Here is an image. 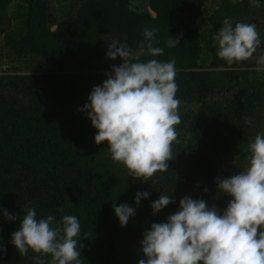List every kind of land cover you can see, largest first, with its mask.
I'll list each match as a JSON object with an SVG mask.
<instances>
[{
  "label": "trees",
  "instance_id": "1",
  "mask_svg": "<svg viewBox=\"0 0 264 264\" xmlns=\"http://www.w3.org/2000/svg\"><path fill=\"white\" fill-rule=\"evenodd\" d=\"M130 2L0 0V248L6 249L0 264H33L38 255L29 250L20 256L11 242L26 207L37 219L53 215V226L64 215L78 218L82 264H138L153 223L166 222L185 196L222 212L231 198L217 190L216 178L248 166L247 146L264 133V70H256L255 59L228 65L217 56L213 36L225 19L233 27L254 23L262 41L254 56L264 54V0L219 1L208 17L205 65L199 63L197 19L206 0H148L140 12ZM146 28L156 29L154 46L163 55L139 49ZM112 40L142 62H176L179 143L168 171L147 182L114 162L107 142L95 143L97 130L81 111L92 89L123 63L107 58ZM144 191L149 197L136 205L135 194ZM161 194L174 202L153 215L151 204ZM114 204L135 209L124 227ZM3 210L17 219L7 220ZM42 259L49 264L51 256Z\"/></svg>",
  "mask_w": 264,
  "mask_h": 264
},
{
  "label": "clouds",
  "instance_id": "2",
  "mask_svg": "<svg viewBox=\"0 0 264 264\" xmlns=\"http://www.w3.org/2000/svg\"><path fill=\"white\" fill-rule=\"evenodd\" d=\"M155 35L156 29H144L138 45L152 57L163 55V49L154 46ZM213 40L218 44L217 56L228 65L255 59L256 70H264V54L254 56L262 43L254 23L239 22L233 27L225 19ZM177 43L169 38L170 45ZM106 55L109 60L120 57L123 63L114 65L102 86L92 89L81 111L97 130L95 143L107 142L112 160L123 164L129 176L147 182L156 173L168 171L175 156L172 146L179 143L176 62H142L139 54L119 40L111 41ZM247 151L250 155L244 170L216 178L217 190L231 198L223 211L210 207L204 199L185 196L166 222L153 223L144 233V258L138 264H264V133L255 136ZM149 195L148 191L137 192L135 204ZM173 202L172 197L161 194L151 204L153 215ZM113 208L121 227L135 214L127 204H114ZM25 211L11 238L20 256L31 250L38 254L32 257L33 264H45L42 257L49 255V264H82V245L78 250L76 239L81 225L76 216L64 215L53 226V215L37 219L34 208ZM3 215L9 221L17 219L7 210ZM0 252L6 249L0 248Z\"/></svg>",
  "mask_w": 264,
  "mask_h": 264
},
{
  "label": "rangeland",
  "instance_id": "3",
  "mask_svg": "<svg viewBox=\"0 0 264 264\" xmlns=\"http://www.w3.org/2000/svg\"><path fill=\"white\" fill-rule=\"evenodd\" d=\"M220 0H206L203 8L199 12L197 25L200 33V46H201V57L199 63L205 65L210 60V54L207 49L208 41L212 34V29L208 22L209 15L214 11ZM251 3H256V0H250ZM148 0H131L130 9L133 11H144L147 10ZM58 5L54 4L55 10H57Z\"/></svg>",
  "mask_w": 264,
  "mask_h": 264
}]
</instances>
